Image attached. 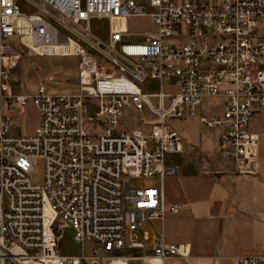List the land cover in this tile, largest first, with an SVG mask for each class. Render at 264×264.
Masks as SVG:
<instances>
[{
    "label": "built area",
    "instance_id": "2783aa9c",
    "mask_svg": "<svg viewBox=\"0 0 264 264\" xmlns=\"http://www.w3.org/2000/svg\"><path fill=\"white\" fill-rule=\"evenodd\" d=\"M141 17L157 31L131 42L128 21ZM95 19L107 21L106 39L92 33ZM261 23L264 0H0V264H87L83 250L60 253L65 229L81 246L93 244L96 260L144 249V226L181 209L163 201V180L177 174L164 161L183 151L165 120L194 117L203 98L224 100L220 115L200 112L206 130L221 129V157L253 173L259 139L248 125L264 108ZM26 54L76 58L78 92L51 95L44 84L53 79L41 80L31 97L39 126L19 137L10 134L9 115L22 114L29 100L13 87ZM147 82L157 83L156 93L144 90ZM164 86L179 91L165 94ZM124 108L149 109L152 118H141L146 134L113 132ZM38 160L43 183L33 186ZM134 179L152 185L131 190ZM188 256L187 245L166 244L162 235L154 240L151 258L160 263ZM236 264H264V252Z\"/></svg>",
    "mask_w": 264,
    "mask_h": 264
},
{
    "label": "crops",
    "instance_id": "0c3cea01",
    "mask_svg": "<svg viewBox=\"0 0 264 264\" xmlns=\"http://www.w3.org/2000/svg\"><path fill=\"white\" fill-rule=\"evenodd\" d=\"M48 78L54 82L52 75L41 80ZM250 121V133L260 139L257 124L250 125ZM214 133L208 131L211 136ZM179 136L182 153L164 161L166 166L175 167L177 174L163 180L162 190L164 203L180 205V211L176 215L166 213L162 222L144 226L148 234L144 249H127L124 259L98 264H236L239 258L263 254L264 155L259 146L256 170L248 174L240 173L235 161L217 160L208 148L205 152ZM158 235L166 244L187 245L188 258H171L163 263L152 259Z\"/></svg>",
    "mask_w": 264,
    "mask_h": 264
},
{
    "label": "rangeland",
    "instance_id": "374dc122",
    "mask_svg": "<svg viewBox=\"0 0 264 264\" xmlns=\"http://www.w3.org/2000/svg\"><path fill=\"white\" fill-rule=\"evenodd\" d=\"M20 6L23 10L32 11L26 7L23 1L20 3ZM90 27L93 34L101 39H106L108 30L106 20H92ZM260 28L261 33L264 34V23H261ZM128 31L133 36L130 41L138 42L142 35L154 34L157 31V26L147 17L131 18L128 22ZM13 73L14 75H18V78L13 80L14 92L29 97L22 114L14 112L9 115L11 119L10 134L13 136L24 137L33 135L39 126V112L33 104L31 97L37 93L41 79L47 75H52L54 78V82L46 81L45 87L48 94L61 95L78 92V88L75 86L78 78L77 60L74 57H36L26 54L22 56L18 68ZM143 87L149 93H156L158 90L156 82H147ZM178 91V86H164L162 88V92L165 94H176ZM158 101L155 97H150L149 99L152 106H157ZM223 102V98L220 97L203 98L202 104L196 109V115L194 117L185 115L180 118H167L165 124L183 136L189 145H198L205 152L208 148V153L213 158L219 160L221 158L219 151V133L221 132L219 129H216L212 136L209 135L208 130L200 123V112L205 111V115H220L222 113ZM86 103L91 107L97 105V102L92 99L87 100ZM169 103L170 101L166 99L163 103L164 108H168ZM142 117L146 120L152 118L149 109L145 108L143 113H139L134 108H124L121 121L117 125L112 126L113 132L118 134L122 131L132 132L139 130L146 134L148 127L141 124ZM250 120V125L257 124V132L261 134L258 146L260 153L264 155V108L256 112ZM84 128L89 135L94 133L92 125L85 124ZM248 132L250 133L249 128ZM30 180L33 186L42 185L43 163L41 160L37 161L34 171L31 173ZM150 185H152L150 181L142 179L130 181L131 190L145 188ZM73 235L74 233L70 229H65L61 233L60 253L62 255H76L83 250L85 258L88 259L87 264L95 263L93 261L97 263H106L108 261L102 255L98 257L99 260H96L93 253V244L85 243L81 246L74 240ZM145 245L148 247V243H145Z\"/></svg>",
    "mask_w": 264,
    "mask_h": 264
},
{
    "label": "water",
    "instance_id": "95a60500",
    "mask_svg": "<svg viewBox=\"0 0 264 264\" xmlns=\"http://www.w3.org/2000/svg\"><path fill=\"white\" fill-rule=\"evenodd\" d=\"M247 170L248 171H254V166H253V164L251 163L250 165H249V167L247 168Z\"/></svg>",
    "mask_w": 264,
    "mask_h": 264
}]
</instances>
